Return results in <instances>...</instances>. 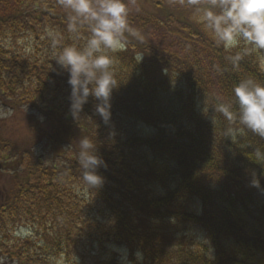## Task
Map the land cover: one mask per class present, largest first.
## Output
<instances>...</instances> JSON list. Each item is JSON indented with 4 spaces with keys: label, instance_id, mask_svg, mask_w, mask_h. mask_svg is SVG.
<instances>
[{
    "label": "trees",
    "instance_id": "obj_1",
    "mask_svg": "<svg viewBox=\"0 0 264 264\" xmlns=\"http://www.w3.org/2000/svg\"><path fill=\"white\" fill-rule=\"evenodd\" d=\"M149 3L165 21L174 11L179 31L208 44V72L126 34L124 49L112 54L118 86L105 124L92 96L72 117L69 74L54 59L63 46H82L87 27L78 38L69 33L57 0H0V99L37 113L0 138V257L8 264H264V164L254 157L264 138L215 111L217 97L234 101L241 79L264 82V54L250 52L233 68L226 57L243 44L218 46L186 2L177 10L167 0ZM145 16L129 11L130 25L140 30L151 20ZM80 137L104 161L98 189L82 179ZM253 175L260 188L251 186ZM26 221L42 227L37 236L7 242V228ZM188 229L204 233L205 252L186 241L194 239Z\"/></svg>",
    "mask_w": 264,
    "mask_h": 264
},
{
    "label": "clouds",
    "instance_id": "obj_2",
    "mask_svg": "<svg viewBox=\"0 0 264 264\" xmlns=\"http://www.w3.org/2000/svg\"><path fill=\"white\" fill-rule=\"evenodd\" d=\"M57 3L67 11L69 33L78 38L82 26L88 29L82 46L69 44L54 54L57 64L69 74V112L76 119L92 96L96 114L107 124L111 118L112 91L118 86L112 54L124 49L126 34L140 41L143 35L130 25L125 0H57ZM186 3L194 8L198 20L218 46L226 50L245 46L242 52L226 57L233 68H238L250 52L264 54V0H207L206 4L201 0H186ZM48 36L55 41L58 33L49 30ZM142 58L143 54L138 62ZM233 96L232 103H224L217 97L215 111L229 121L238 120L244 128L264 138V82L241 79L233 87ZM233 131L229 130V135ZM254 157L257 164H264V150H255ZM78 162L84 183L90 189L102 186L104 178L97 169L104 161L88 137L79 138ZM251 186L260 188V181L254 175Z\"/></svg>",
    "mask_w": 264,
    "mask_h": 264
},
{
    "label": "rangeland",
    "instance_id": "obj_3",
    "mask_svg": "<svg viewBox=\"0 0 264 264\" xmlns=\"http://www.w3.org/2000/svg\"><path fill=\"white\" fill-rule=\"evenodd\" d=\"M158 1V0H157ZM161 1V0H159ZM170 4H174L172 6L173 10H177L178 5H185L186 0H167ZM128 5L129 11L135 15H147L145 16L146 19L150 20L146 23V25L140 28V32L143 35V38L150 42L152 45L159 47L162 50H170L173 52H177L180 56H188V58L193 62L196 63L199 61L198 64L201 69H204L208 72L206 65L209 64L208 59L210 54V50L208 49V44L201 40V42L196 39L194 35L186 36V33H183L177 29L178 27V18L174 17V11H171V15L173 17L169 18V20H163L161 14L158 10L152 8L150 6L149 0H125ZM164 2V0H163ZM176 5V6H175ZM183 24V23H182ZM9 38L3 40L7 45H10ZM23 38L18 39V44L21 45ZM207 42V41H206ZM13 45V44H12ZM33 115L36 112L34 110L27 111V110H19V109H11L9 105L3 103L0 99V138L4 135L6 136H13L15 132L20 131L22 128L25 127L27 124L29 125V116ZM41 116V115H39ZM42 117H39L41 120V125L45 130H48V123L44 121ZM1 142V139H0ZM2 148L0 147V154H2ZM6 154H12L10 150L5 151ZM2 160L0 158V186L3 184V177L5 173L2 170L3 165L1 164ZM2 181V182H1ZM26 224H18L9 226L5 232V236L7 238V242L15 244L23 241L25 237L28 236H37V231L41 230V226L39 223L35 222L34 225H31L27 221ZM188 236L186 241L190 242H200L203 245V251L205 252L206 249L210 246L209 241L206 239L204 233L198 229H188ZM19 241V242H17ZM117 252L121 254V259L127 262L128 254L127 252L123 251L122 249H116ZM211 253V252H210ZM209 253V254H210ZM80 261H75L73 264H79ZM0 264H8L7 261H4L3 258L0 257ZM9 264H13L12 261Z\"/></svg>",
    "mask_w": 264,
    "mask_h": 264
}]
</instances>
